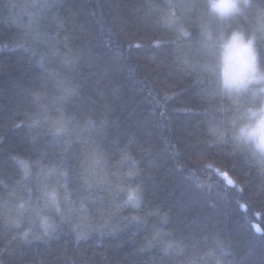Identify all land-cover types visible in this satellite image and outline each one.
Wrapping results in <instances>:
<instances>
[{
    "label": "trees",
    "instance_id": "1",
    "mask_svg": "<svg viewBox=\"0 0 264 264\" xmlns=\"http://www.w3.org/2000/svg\"><path fill=\"white\" fill-rule=\"evenodd\" d=\"M45 2L0 0V179L16 177L15 155L36 158L46 151L48 162L59 159L60 150L48 145L43 133L30 142L28 129L13 124L33 110L31 93L41 84L33 52L44 50L46 42L61 48L67 43L82 52V95L69 107L110 115L114 123L101 144L113 154L128 146L140 161L145 173L138 178L145 191L141 212L157 215L148 216L145 224L124 221L123 216L135 214L132 209L114 216L107 193L81 189L94 218L82 228L86 235L79 238L65 226L52 239L20 245L0 260L171 264L159 248L142 250L153 225L167 213L162 227L177 238L206 247L215 237L229 246L236 264H264V178L254 169L249 173L227 145L207 142L209 117L203 113L207 105L200 85L174 62L173 44L157 46L161 30L137 10L142 0H53V7H40ZM201 155L211 167L201 162ZM80 158L81 148L75 145L66 160L74 188ZM245 173L246 183L228 184L229 178L243 179Z\"/></svg>",
    "mask_w": 264,
    "mask_h": 264
},
{
    "label": "clouds",
    "instance_id": "2",
    "mask_svg": "<svg viewBox=\"0 0 264 264\" xmlns=\"http://www.w3.org/2000/svg\"><path fill=\"white\" fill-rule=\"evenodd\" d=\"M137 10L161 30L157 46L173 44L174 62L200 85L207 105L203 113L209 117L207 142L227 145L249 173L254 169L264 178V0H142ZM33 56L41 84L31 93L33 110L13 127H26L30 142L43 133L45 142L60 150L59 159L48 162L46 151L36 158L12 157L16 177L0 179V256L50 240L65 226L79 238L86 235L82 228L94 218L81 189L107 193L114 216L132 209L135 214L123 216L124 221L145 224L148 216L157 215L141 212L145 191L138 178L145 173L140 161L128 146L113 154L101 144L114 123L110 115L69 107L82 95L81 50L46 42ZM75 145L81 148L76 188L66 164ZM200 160L212 166L205 156ZM249 173L233 179L246 183ZM167 219V213L160 216L142 250L159 248L171 264H236L222 240L213 237L208 246L198 247L162 227Z\"/></svg>",
    "mask_w": 264,
    "mask_h": 264
},
{
    "label": "snow or ice",
    "instance_id": "3",
    "mask_svg": "<svg viewBox=\"0 0 264 264\" xmlns=\"http://www.w3.org/2000/svg\"><path fill=\"white\" fill-rule=\"evenodd\" d=\"M55 5V3L53 2V0H46V2L42 5L44 8H51ZM19 47H23V44H20ZM163 115V113H161ZM225 175H227L229 177V173H225ZM228 184L232 187H238L241 184H237V182L234 179L229 178L228 179ZM243 190V188H241V191ZM261 192H264V186H261L260 188Z\"/></svg>",
    "mask_w": 264,
    "mask_h": 264
}]
</instances>
